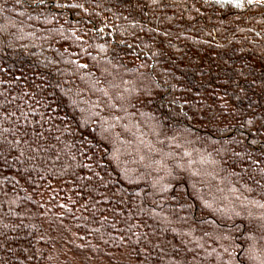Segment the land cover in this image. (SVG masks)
<instances>
[{"label": "trees", "instance_id": "16d2710c", "mask_svg": "<svg viewBox=\"0 0 264 264\" xmlns=\"http://www.w3.org/2000/svg\"><path fill=\"white\" fill-rule=\"evenodd\" d=\"M0 264H264V3L0 0Z\"/></svg>", "mask_w": 264, "mask_h": 264}, {"label": "snow or ice", "instance_id": "6c2138e0", "mask_svg": "<svg viewBox=\"0 0 264 264\" xmlns=\"http://www.w3.org/2000/svg\"><path fill=\"white\" fill-rule=\"evenodd\" d=\"M218 3L221 4H231L236 3L237 6H242L245 3V0H217ZM247 3H264V0H246Z\"/></svg>", "mask_w": 264, "mask_h": 264}]
</instances>
